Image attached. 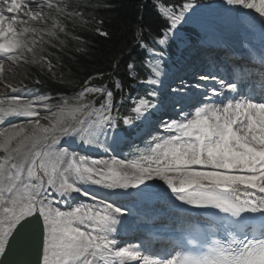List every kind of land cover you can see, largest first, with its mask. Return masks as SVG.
Here are the masks:
<instances>
[{"label": "snow or ice", "instance_id": "snow-or-ice-1", "mask_svg": "<svg viewBox=\"0 0 264 264\" xmlns=\"http://www.w3.org/2000/svg\"><path fill=\"white\" fill-rule=\"evenodd\" d=\"M222 3L229 12L253 10L264 31V0ZM47 6L53 7L50 0ZM43 7L40 0H0V75L5 59L35 55V41L27 37L36 28L18 25L43 21ZM198 7L196 0L158 5L167 25L155 38L159 48L149 49L151 58L163 56ZM251 65L235 66L227 79L200 74L195 85L181 78L169 86L174 99L162 113L163 104L153 102L158 93L150 90L133 100L134 117H121L123 99L114 105V91L92 85L93 77L71 98L5 85L14 94L0 97V123L24 122L0 131V264H264V100L256 99L257 91L264 96V53ZM158 67L152 65L157 76ZM140 82L160 84L151 76ZM114 88L121 90V83ZM95 94L104 98L99 107L86 102ZM129 133L143 134L135 159L82 151L99 147L102 136L118 147ZM153 191L210 214L216 228L198 239L181 228L162 254L122 244L129 209L111 198ZM20 251L36 259H16Z\"/></svg>", "mask_w": 264, "mask_h": 264}, {"label": "trees", "instance_id": "trees-1", "mask_svg": "<svg viewBox=\"0 0 264 264\" xmlns=\"http://www.w3.org/2000/svg\"><path fill=\"white\" fill-rule=\"evenodd\" d=\"M183 0H72L73 14L82 22L67 23L68 36L47 54L52 70L34 69L33 77L40 80L36 87L45 94L73 97L84 82L93 77L94 86L107 85L114 91V105L120 116L132 114L133 100L146 94L141 80L152 78L148 50L155 48V38L167 21L158 11L159 4L178 6ZM102 21V23H101ZM107 32L108 35H101ZM197 34L196 32H194ZM144 43L146 47H141ZM174 53L175 45L171 46ZM135 65L133 70L128 64ZM119 81L121 90L114 88ZM143 91V92H142ZM104 98L96 97L99 106ZM130 136V134H128Z\"/></svg>", "mask_w": 264, "mask_h": 264}, {"label": "bare ground", "instance_id": "bare-ground-1", "mask_svg": "<svg viewBox=\"0 0 264 264\" xmlns=\"http://www.w3.org/2000/svg\"><path fill=\"white\" fill-rule=\"evenodd\" d=\"M216 2L212 4L199 5L196 9L195 14H189V19L187 23L183 24L182 27L189 25L197 28L201 33L208 31L209 39L202 45H195L191 47V58L185 63L183 70L187 68H192L194 71L190 76H199L204 73H217L228 78L229 71L232 70L237 65H247L252 67L251 61L257 57V54L264 53V31L260 24V18L258 14H255L253 10H236L229 12L221 0H215ZM55 6H47L48 0H40V3L44 5L43 21H29L25 25H18V27H30L34 24H46V13H51L55 15V9L58 0H50ZM28 19V18H24ZM181 27V28H182ZM202 29V30H201ZM28 39H33L30 33H28ZM189 43V40H188ZM190 46V45H189ZM187 49V48H186ZM185 50V49H184ZM208 53L209 56H201V53ZM31 55V54H30ZM236 56V57H235ZM197 61H193L192 58ZM201 57V60L199 59ZM4 61H7L6 59ZM206 62H209V69L205 70ZM229 68V70H228ZM12 73L8 74V71ZM20 70V69H19ZM201 71V73H200ZM208 71V72H206ZM22 72V71H21ZM20 71L13 69L11 66H6L4 63V72L0 75V82L3 81L4 86L7 84L14 83L15 77L22 76ZM166 69L164 71L158 67L157 76L160 83L165 85L176 86L180 82V74H169V77L165 75ZM187 80V78H184ZM15 84V83H14ZM18 84V83H17ZM193 85V84H191ZM14 86V85H13ZM16 86V85H15ZM218 87V86H217ZM5 89H0V97L13 95L14 93L8 94L9 90L5 86ZM165 93V90L163 91ZM259 91L256 92V96L259 97ZM24 122L23 118L10 117L3 120L0 123V131L5 129H10V125L13 123L19 124ZM101 145L99 147L82 149L87 155L99 156L105 159L112 156L117 158H123L120 154L121 151L118 150L119 147L113 145V139L111 136L105 140L102 136ZM123 142V141H122ZM112 145L113 147H109ZM108 149L105 151V149ZM113 148L115 149L113 151ZM98 150V151H97ZM111 199L117 201L120 204H124L129 209V215L124 217L125 225L127 227L126 233L134 235L138 227L147 226L148 230H152L155 227V222L160 220H165L169 223H176V216L180 215L179 209L176 207L172 201L168 200L165 196L159 194L156 191L150 192L143 196L131 195V196H113ZM63 208V205H60ZM181 218V217H180ZM121 230V229H120ZM130 243V242H127ZM150 243V242H148ZM170 246L167 242H161L160 247Z\"/></svg>", "mask_w": 264, "mask_h": 264}, {"label": "rangeland", "instance_id": "rangeland-1", "mask_svg": "<svg viewBox=\"0 0 264 264\" xmlns=\"http://www.w3.org/2000/svg\"><path fill=\"white\" fill-rule=\"evenodd\" d=\"M58 1H59V4H57V8L55 9V15L48 13V12L46 13V15H45L46 19H48L46 21V24H34V26L29 27V29H31L33 27L36 28L35 33L31 32V31L29 32L33 39H28L30 42L33 40L35 41V44L32 45L34 47V50H35V55H33L32 53H26L25 54L26 60H21V61H16V62L8 61V60L4 61L6 66H11L13 69L18 70L20 72L22 71L21 72L22 76H20V77L16 76L15 77V80H14L15 84L13 82L11 83L12 86L14 85L13 87H16L18 89H22L26 86L27 89H29V90L38 89L36 87V80L33 77V74H34L33 70L34 69L49 70V71L52 70L53 67L50 63V60H49V57L47 54L49 48L56 47L58 44L63 42V39L65 38V36H68V30H67V27H68L67 23L68 22H75L76 24H78V23L83 21L82 17L80 15L73 14L72 10L70 9L69 2L72 0H58ZM214 2H216V1L215 0H196V3L197 4L199 3L200 5L212 4ZM52 5L55 6V3ZM159 5H166V4H159ZM50 9L51 8H49V10ZM57 25H59V26L57 27ZM187 26L192 27L195 25H189L188 24ZM187 26H185V28H187ZM195 27H197V26H195ZM197 28H199V27H197ZM61 29H63V30L61 31ZM183 29L184 28L182 27L178 30V36L176 37V39L170 41L166 46H164L162 57H157L154 59L151 58L152 59L151 63H149V66L151 68H152V65L158 64L159 67L164 71V68H163L164 65L163 64H165L164 63L165 60L168 61V58L166 57V55L171 54V52H170L171 51V45L170 44H175V43L178 44L179 43L178 46L180 47V49H182V47H186L188 45V40H190V38L191 39L193 38L192 40L194 42L200 41L202 43L209 39V37H207L209 32L206 30L203 33L199 32L198 36H195L192 32L190 33V32L186 31V33H183L181 31ZM181 45H183V46H181ZM156 47L159 48L158 45ZM180 49L178 51L179 54H181ZM205 55L209 56V54L206 52H205V54L201 53L202 57H204ZM190 58H191V56H190ZM199 59L201 60V57ZM175 60L177 62H180V55L176 56ZM193 61H197L196 57H195V60L193 59ZM196 65H198V64H196ZM207 66H208V64H207ZM200 68L201 69L206 68L205 70H208V68L206 66L200 67ZM189 70H190L189 68H187L185 70H180L181 74L183 75L181 77L186 76V78H190L191 75H188L186 73L187 71L189 72ZM178 71H179V69H178ZM206 72H208V71H206ZM9 73H12V72L9 70L8 74ZM183 73H186V75ZM175 74H178V73H175ZM165 75L169 77V74L165 73ZM156 77H157V75H155V79H158ZM181 77H180V79H181ZM198 77L199 76L192 77V79L195 80L193 85H195ZM164 86H168V85H165L164 83H160L157 87L163 88ZM4 87H5L4 83H3V81H1L0 82V89H5ZM166 88H168V87H166ZM8 90H9L8 94H11L12 93L11 90L9 88H8ZM165 92H167L166 89H165ZM96 97H101V95L100 94L89 95L86 97V102H89V103H92L95 105ZM173 99H174V97L171 96L169 93H167V94H164V96H158L157 98L155 97L154 100H156L157 103L163 104L161 111L164 112L170 108V105L173 102ZM96 107H99V106H96ZM113 115H116L115 111L113 112ZM139 149L141 151H143L144 142L141 143ZM88 150H92V149H88ZM122 156H123V158H127V159H135L137 157V151L133 152L130 150L127 153H124ZM120 242L123 244L125 241H123L121 239Z\"/></svg>", "mask_w": 264, "mask_h": 264}, {"label": "water", "instance_id": "water-1", "mask_svg": "<svg viewBox=\"0 0 264 264\" xmlns=\"http://www.w3.org/2000/svg\"><path fill=\"white\" fill-rule=\"evenodd\" d=\"M16 259H19V260H29V259H32V260H35L36 259V256L34 254H30L27 251H20L17 254V256H16Z\"/></svg>", "mask_w": 264, "mask_h": 264}]
</instances>
